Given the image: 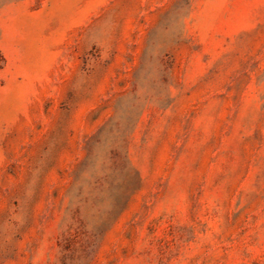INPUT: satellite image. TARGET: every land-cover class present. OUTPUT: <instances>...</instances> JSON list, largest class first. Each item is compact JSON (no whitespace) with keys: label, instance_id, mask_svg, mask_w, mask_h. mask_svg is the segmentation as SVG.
<instances>
[{"label":"rangeland","instance_id":"obj_1","mask_svg":"<svg viewBox=\"0 0 264 264\" xmlns=\"http://www.w3.org/2000/svg\"><path fill=\"white\" fill-rule=\"evenodd\" d=\"M0 264H264V0H0Z\"/></svg>","mask_w":264,"mask_h":264}]
</instances>
